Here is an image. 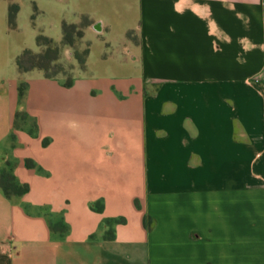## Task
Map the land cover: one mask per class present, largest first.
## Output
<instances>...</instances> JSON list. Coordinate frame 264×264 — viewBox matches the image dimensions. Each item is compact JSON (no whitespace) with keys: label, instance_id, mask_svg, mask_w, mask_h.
I'll use <instances>...</instances> for the list:
<instances>
[{"label":"crops","instance_id":"0c3cea01","mask_svg":"<svg viewBox=\"0 0 264 264\" xmlns=\"http://www.w3.org/2000/svg\"><path fill=\"white\" fill-rule=\"evenodd\" d=\"M4 173L0 264H264V0H0Z\"/></svg>","mask_w":264,"mask_h":264},{"label":"trees","instance_id":"16d2710c","mask_svg":"<svg viewBox=\"0 0 264 264\" xmlns=\"http://www.w3.org/2000/svg\"><path fill=\"white\" fill-rule=\"evenodd\" d=\"M19 11L18 6H12L10 8L9 12V21L10 25L12 27L15 26V18ZM76 28L75 25H63V32H64V45L72 46V36L74 34V29ZM82 37V34H81ZM38 43L40 46L45 47V51L43 54H35L29 50H26L22 53L20 57L17 59V66L20 70V72H28L34 69H40L46 72V75L48 77H53L56 74L63 72L62 69L60 70H54L52 71V64H55L58 62V55L60 53V48L54 44V42L46 37L39 36L38 37ZM88 51L86 50V54ZM54 54V58H51L50 56ZM44 58L48 61V66L41 65L40 63H37L36 61L40 58ZM29 58L30 66L25 67L24 63L25 60ZM85 60L80 63L82 67H84ZM70 80L68 81V84H70ZM6 178L9 179V182H6ZM0 187L5 192L7 196H21L26 192V187L19 186L15 180L14 177L10 173H4L0 179Z\"/></svg>","mask_w":264,"mask_h":264},{"label":"rangeland","instance_id":"374dc122","mask_svg":"<svg viewBox=\"0 0 264 264\" xmlns=\"http://www.w3.org/2000/svg\"><path fill=\"white\" fill-rule=\"evenodd\" d=\"M81 34V29L76 26V28L74 29V34L72 36V46L70 49V52L72 53V59L52 64V71L62 69L63 72L67 73L68 75H71L76 68L82 67L80 63L85 60L87 47L86 44L81 40ZM44 51H42V53L40 54H43ZM50 57L54 58L55 56L54 54H52ZM58 57H60V53ZM36 62L40 63L41 65L48 66V61L45 60L43 57L38 59ZM24 66H30L29 58L25 60ZM6 182H9L8 178H6Z\"/></svg>","mask_w":264,"mask_h":264}]
</instances>
